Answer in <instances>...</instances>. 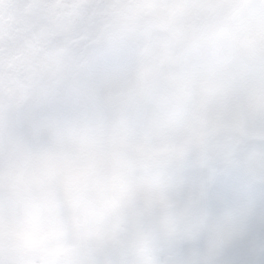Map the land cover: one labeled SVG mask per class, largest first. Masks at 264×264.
I'll use <instances>...</instances> for the list:
<instances>
[{"label": "snow or ice", "instance_id": "obj_1", "mask_svg": "<svg viewBox=\"0 0 264 264\" xmlns=\"http://www.w3.org/2000/svg\"><path fill=\"white\" fill-rule=\"evenodd\" d=\"M0 264H264V0H0Z\"/></svg>", "mask_w": 264, "mask_h": 264}]
</instances>
